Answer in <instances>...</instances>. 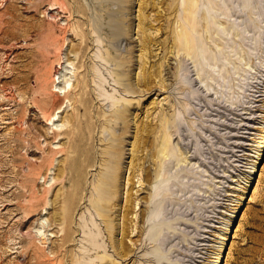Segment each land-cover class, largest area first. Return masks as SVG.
<instances>
[{
	"label": "rangeland",
	"instance_id": "obj_1",
	"mask_svg": "<svg viewBox=\"0 0 264 264\" xmlns=\"http://www.w3.org/2000/svg\"><path fill=\"white\" fill-rule=\"evenodd\" d=\"M171 1L0 0V264H215L231 219L217 264H264V0H200L203 70L171 52ZM62 57L76 77L56 138ZM164 115L178 155L161 171L145 157ZM123 225L135 256L116 255Z\"/></svg>",
	"mask_w": 264,
	"mask_h": 264
},
{
	"label": "bare ground",
	"instance_id": "obj_2",
	"mask_svg": "<svg viewBox=\"0 0 264 264\" xmlns=\"http://www.w3.org/2000/svg\"><path fill=\"white\" fill-rule=\"evenodd\" d=\"M207 2L210 3V0H207ZM246 3H247V1H246ZM58 6L59 5H56V3L51 4L48 8L49 12L52 13L54 10L57 11L56 9H58ZM167 6H168V9H166V10H169V12L171 14L175 13L179 9L180 10L179 16H180V20H181V23H180L181 30L179 32L178 41H177L178 44L177 45L175 44L176 46L171 47V52L174 49H177L179 56L182 55V56H184L183 58L188 57L190 59H195V64H196L197 68L199 70H203L205 68L203 61L205 59L209 60V58H210L206 53V46L204 45V42L202 39V30L198 26L199 23H201L203 25V28L208 31V28H209L208 17L210 14L204 8V6H206L205 3H200V0H181V1L176 0L173 2L171 1V3H168ZM174 22L175 21H173V18H171L169 34H171V32H174V29H173ZM174 42H175V40H174ZM211 57H212V55H211ZM180 58H182V57H180ZM181 61H183V60H181ZM75 77H76V68L74 66V62H69L68 60H63V57H62L60 64L58 65L57 69L54 72L53 91L55 92V94H54V98H53V102H52V109H51L50 113L48 114V118H47V125L49 126V129L52 130V133H54L56 135V138L59 135V133L62 129V126H63V123H61L60 125L57 124V123H59L58 122L59 121V114L65 108H67L70 105L69 104L70 102L67 99V96L71 93V91L73 89ZM174 126H175V118L173 120L170 117H167L164 115V118H161V125L156 126L155 129L152 131L153 134H155V140L153 139L154 141H151L152 144L150 142L148 143L151 145L148 149V154L145 158H147L148 156L152 157L155 160V162L154 161L153 162L158 167H160V169L159 168L158 169L161 171L165 169L166 163L170 157L173 158V157H176L178 155V152H176L174 149L175 146L172 144L173 135L175 133V130H174L175 127ZM176 129L178 130V128H176ZM158 134H159V136H158ZM148 140H150V138ZM263 146H264V137L261 141L260 147H263ZM62 152H63V150L60 151V153H62ZM181 154L182 153H180V155ZM258 155H260V152H258ZM256 157L258 158L259 156H256ZM111 159H112V157H111ZM54 161L49 167H47V170L50 171V169L52 168V166L54 164ZM65 162L67 164L69 163V161L67 159L65 160ZM43 165L46 166L47 163H45V161H44ZM253 165H255V163ZM139 169H140V171H143L144 168H139ZM113 171L114 170L109 169L107 178L101 180L100 184L104 185L106 191L112 189V190H115L117 193H119L120 187L118 185V179L116 177L114 178ZM120 171L123 172V168H121ZM34 172H35V169L32 170V174H34ZM252 172L253 171H250V173H252ZM41 176H42V172H40V174H39V177H41ZM63 176H64V174H62V175L59 174L58 178L59 179L61 177L63 178ZM145 177L147 180L152 179L151 172L146 171ZM248 178H249L248 182H250L251 177L249 176ZM65 180H66V178H65ZM46 181H47V178L45 179V182ZM113 188H115V189H113ZM155 193H156L155 194L156 196L159 195V191H156ZM32 196L34 197V195H32ZM152 199L147 200L148 205H151ZM158 201L154 197V199H153L154 204L155 203L157 204ZM128 204H129V199L127 198V205H126L127 207H129ZM76 206H77V204H76ZM106 207L107 206H105V208ZM99 208H102V207L99 206ZM126 210H128V208ZM128 217H129V215H128ZM156 217H157V213H156V211H153L152 215L148 219L149 225L154 224V221L157 219ZM231 224H232V219L230 221H228V228L229 229H230ZM50 225L51 224L49 223V221L46 218H44V216H42L40 225H38L35 228L36 234L40 236V242L46 243V240H50V238L52 236V235H48V232L50 231L48 228H50ZM114 225H115L114 226L115 233H117L116 230L118 228V225H117V223H115ZM108 229H109V227H108ZM229 229H226V234H224L221 237L222 242L220 244V248L218 249V252L216 253V262H214L215 264H217V262H219L220 258L222 257L221 253H222V250H223L224 245L226 243L225 241L227 239ZM122 232H123V238L120 241H117V239L115 237L113 240V246L115 247L116 255H118L119 258L128 257V256H131V257L135 256L136 255V249L134 247H130V248L127 247V245L124 242V238L127 235H129V233H130L128 230V227L123 225V231ZM143 232H144V227L140 228L138 231V235H140V237H141L139 239V241L142 240ZM151 232L152 231H150L148 233L147 239L143 241L144 244H146L147 241L153 239V234H151ZM158 234H159V232H158ZM137 242H138V240L135 242V244H137ZM113 261L115 262V259H113ZM116 263L118 264V262H116ZM103 264H110V263L108 261H106L105 263L103 262Z\"/></svg>",
	"mask_w": 264,
	"mask_h": 264
}]
</instances>
